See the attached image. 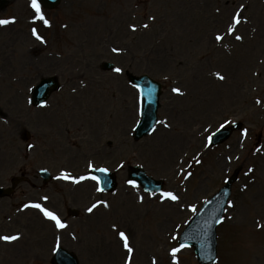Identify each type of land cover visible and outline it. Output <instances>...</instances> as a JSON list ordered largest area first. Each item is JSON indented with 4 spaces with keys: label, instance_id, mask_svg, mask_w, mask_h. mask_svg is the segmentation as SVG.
<instances>
[{
    "label": "rangeland",
    "instance_id": "obj_1",
    "mask_svg": "<svg viewBox=\"0 0 264 264\" xmlns=\"http://www.w3.org/2000/svg\"><path fill=\"white\" fill-rule=\"evenodd\" d=\"M0 1V19H14L0 26V187L25 178L0 198V237H18L0 239V264H50L58 231L19 211L45 197L67 225L59 246L78 264H198L177 240L233 174L214 264H264V0H61L42 7L50 26L35 18L31 0ZM104 62L123 71H103ZM125 73L162 85L158 122L137 142L138 93ZM46 77L59 89L33 107L30 91ZM233 122L241 129L208 146ZM131 166L162 180V193L129 185ZM92 168L116 174L115 192L98 191ZM39 170L52 177L46 186Z\"/></svg>",
    "mask_w": 264,
    "mask_h": 264
},
{
    "label": "water",
    "instance_id": "obj_2",
    "mask_svg": "<svg viewBox=\"0 0 264 264\" xmlns=\"http://www.w3.org/2000/svg\"><path fill=\"white\" fill-rule=\"evenodd\" d=\"M59 0H41V4L47 8L53 7ZM105 69H110L109 64H104ZM130 82L139 90L141 99L140 115L141 120L134 130V139L145 136L149 133L155 123L156 110L158 107V97L160 95V86L156 82L150 80L147 76L128 77ZM55 83L52 79L42 80L32 92V101L34 105L42 103L46 100L48 94L54 89ZM239 125H233L230 128L222 129L213 136L212 144H219L226 140L231 131L238 129ZM94 176L100 179L103 189L112 190L115 187L113 176L105 172H92ZM40 175L47 178V174L41 172ZM130 180L138 183L142 188L149 191L158 192L162 188L160 181H154L147 177L144 172L139 169H131L129 174ZM235 179L233 175L225 184V186L195 215L189 226L182 234L181 244H189L194 247L197 259L202 264H210L215 258V227L221 218L223 208L227 198L229 197L230 185ZM0 191V195H2ZM55 264H77L76 260L71 256L58 255L54 258Z\"/></svg>",
    "mask_w": 264,
    "mask_h": 264
},
{
    "label": "snow or ice",
    "instance_id": "obj_3",
    "mask_svg": "<svg viewBox=\"0 0 264 264\" xmlns=\"http://www.w3.org/2000/svg\"><path fill=\"white\" fill-rule=\"evenodd\" d=\"M31 7H32V9H33L34 12H35V18L38 19V20H40V21H43L44 25H46V26H50V21H49L48 19L45 18V15H44V13H43V11H42L41 0H31ZM233 21H234V24H235V25H239V24L241 23V18H240V16H239V14H236V15L233 17ZM12 22H14V19H13V20H9V19H0V26L7 25V24L12 23ZM144 27H147V25H144ZM132 28H133V30H135V25H133ZM234 30H235V29H234L233 26H230V27H229V32H230V33L233 32ZM32 32H33V35L36 36L37 39L43 40V37H41V36L37 33V30H36L35 28H33ZM216 39H217V40H222L223 37L218 35V36L216 37ZM236 39L239 40V39H241V37L237 36ZM113 51H114V52H118L119 49H115V48H114ZM114 70H115L117 73H120V72L123 71V69H121V68H115ZM216 75H217L220 79H223V78H224L223 76H220L219 73H217ZM173 91H175V92H177V93H180V92H181V90H180L179 88H175V89H173ZM257 102L259 103V101H257ZM90 167H91V165H90ZM98 171H101V172H107L108 169H106V168H102V169H98ZM62 178H64V179H68V178H69V175H68L67 173H64V174L62 175ZM83 179H85V177H80V178H79V180H83ZM91 179L96 180L97 183H100V179H99L98 177H96V176H92ZM79 180H75V179H74V182H79ZM128 183L132 184L133 186H136V185H135V182H133V181H129ZM98 190H99V191H103V188H100V189H98ZM163 196L166 197V198H169V199H171V200H173V201H176V200L179 199V197H178L177 195H175L174 193H171V192H165V193H163ZM44 199H47V197H45ZM141 199H143V198L141 197ZM30 206H31V207H35V208L40 209V210L43 212V214H44V216H45L46 218L51 219L52 221L55 222V225H56L57 228L63 229V228H65V227H67V225H66L64 222L61 221V219L59 218V216H58L56 213H54V212H52V211H50V210H48V209H46V208H43L39 203L32 204V205H30ZM104 206L107 207V204L105 203ZM25 207H29V205H25ZM96 207H97V204H93L91 207H89V208L87 209V211H88L89 213H91V212L93 211V209H95ZM193 211H195L194 208H193ZM218 222H219V221H218ZM113 227L115 228L116 226L113 225ZM119 236H120L121 239L124 241V245H123L124 248H126L127 251H128V253L131 254V253L133 252V249H132V247L129 245V238H128V236H127L123 231H120V232H119ZM17 238H18L17 236H7V235H6V236H2V237H0V239H3L4 241H7V242H10V241L15 240V239H17ZM180 247H184V245H181ZM179 251H180V248H173V249H172V255H173V257H175V254H176L177 252H179Z\"/></svg>",
    "mask_w": 264,
    "mask_h": 264
},
{
    "label": "bare ground",
    "instance_id": "obj_4",
    "mask_svg": "<svg viewBox=\"0 0 264 264\" xmlns=\"http://www.w3.org/2000/svg\"><path fill=\"white\" fill-rule=\"evenodd\" d=\"M69 175V173H67Z\"/></svg>",
    "mask_w": 264,
    "mask_h": 264
}]
</instances>
